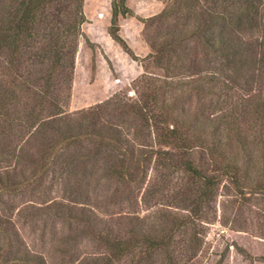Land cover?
Segmentation results:
<instances>
[{
    "label": "trees",
    "instance_id": "obj_1",
    "mask_svg": "<svg viewBox=\"0 0 264 264\" xmlns=\"http://www.w3.org/2000/svg\"><path fill=\"white\" fill-rule=\"evenodd\" d=\"M126 1L111 0L108 35L133 61L151 62L163 75L145 72L126 94L65 117L58 111L86 21L84 0H0V156L16 152L13 140L23 137L18 157L30 173H11L4 189L35 187L45 195L49 172L74 168L118 183L128 201L152 166L176 167L196 187L180 192L185 214L170 226L144 230L130 221L119 237L107 222L82 217L103 248L87 264L127 258L132 264H186L203 242L200 213L221 188L238 200L264 196V0H171L149 18L136 17ZM120 18L142 25L145 58L135 57L120 38ZM153 26L156 35H146ZM202 69L210 70L207 78H200ZM229 70L245 72L252 90L233 98L206 135L205 123L199 127L196 116L177 109L174 91L200 97L206 82L222 83ZM250 177L257 184L252 191L244 186ZM181 230L184 248L177 253L174 239ZM24 246L11 219L0 218V264H46Z\"/></svg>",
    "mask_w": 264,
    "mask_h": 264
},
{
    "label": "rangeland",
    "instance_id": "obj_2",
    "mask_svg": "<svg viewBox=\"0 0 264 264\" xmlns=\"http://www.w3.org/2000/svg\"><path fill=\"white\" fill-rule=\"evenodd\" d=\"M169 1L128 0L126 5L133 13L134 6L141 9V15L134 13L136 17L149 18L159 13ZM110 5L111 0H84L86 21L78 39L72 80L67 85L69 90L62 96L58 111L65 117L104 104L119 94H126L133 81L145 72L163 75L153 63L146 61L142 64L137 62L140 66L138 74L136 66L120 64V69L128 73L123 75V81L117 79L121 77L119 70L106 61L102 49L91 44L82 30L84 27L93 31L98 21L110 24ZM155 32L153 26L146 30V35L155 36ZM203 65H206L205 62ZM208 71L200 70V78H207ZM243 71L229 70L221 79L222 83L206 82L208 86L203 88L200 97L198 94L190 95L184 89L174 91L177 109L186 110L187 117L196 116L194 121L197 126L205 123L206 135H209L218 126L221 112L229 110L232 99L246 97L252 90L245 85L247 75ZM257 89L254 87L253 91ZM26 95L23 92L19 94L21 103ZM24 142L23 137L13 140L16 152L0 156V218L11 219L24 247L42 257L46 264H87L103 255L102 246L88 226L90 220L86 222L82 216L107 222L114 231L113 235L119 237L126 234L130 221L141 224L144 230L170 226L175 218L185 214L186 203L182 202L180 192L196 187L182 170L154 165L145 182L125 201L123 193L128 190L104 179L101 174L94 172L87 175L79 169L57 167L54 174L49 172L47 175L44 188L48 192L45 195L36 191L35 187L12 193L4 189V184L8 183L6 181L11 173L21 175L18 150ZM196 157L201 159L200 154ZM22 172L26 177L30 174L27 168ZM254 182V177H250L244 183L250 189L248 191L257 189ZM80 220L84 222L83 226H80ZM198 222L201 223L203 242L199 250L184 258L186 264H264V196L246 194L245 198L238 200L233 194L225 195L221 188L214 201L204 206ZM96 226L94 231H99L101 227ZM183 231L177 232L174 239L177 253L184 248ZM116 264H132V260L127 258Z\"/></svg>",
    "mask_w": 264,
    "mask_h": 264
},
{
    "label": "crops",
    "instance_id": "obj_3",
    "mask_svg": "<svg viewBox=\"0 0 264 264\" xmlns=\"http://www.w3.org/2000/svg\"><path fill=\"white\" fill-rule=\"evenodd\" d=\"M133 8L135 11V15L142 14V11L141 9H139V7L134 6ZM109 25V23L105 24L98 21L96 23V29H93V31H87L84 27L82 28V30L87 38H89L91 44H96L102 49L106 61H110L113 64L112 66L114 67V69L119 70L118 73H121V77H117V79L119 78L121 81H123L122 77L124 74L128 73V71L121 70L120 64H125V66L127 67L136 66L138 69L137 74L140 72V66L136 61H133L127 54H125L121 50L119 45H117L110 38L107 32V28L109 27ZM142 28V25L138 21H136L135 18L119 19V36L127 44L133 55L139 59H143L149 54V49L143 41L141 35Z\"/></svg>",
    "mask_w": 264,
    "mask_h": 264
}]
</instances>
